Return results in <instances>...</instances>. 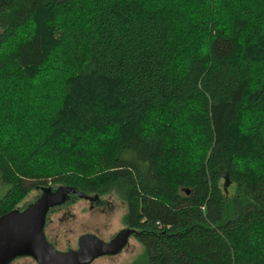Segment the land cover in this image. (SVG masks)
I'll return each mask as SVG.
<instances>
[{"label": "trees", "instance_id": "trees-1", "mask_svg": "<svg viewBox=\"0 0 264 264\" xmlns=\"http://www.w3.org/2000/svg\"><path fill=\"white\" fill-rule=\"evenodd\" d=\"M0 180L118 194L127 264H264V0H0Z\"/></svg>", "mask_w": 264, "mask_h": 264}, {"label": "water", "instance_id": "water-1", "mask_svg": "<svg viewBox=\"0 0 264 264\" xmlns=\"http://www.w3.org/2000/svg\"><path fill=\"white\" fill-rule=\"evenodd\" d=\"M222 178V188L226 193L229 185L228 174L224 172ZM38 189L41 194L25 209H12L0 216V264H8L18 256L29 254L37 264H89L102 255L105 250L104 243L93 234L80 237L76 251L59 252L47 242L43 232L47 212L63 202L67 195L76 194L78 198L96 202L98 194H86L68 186H40ZM185 192L188 194V190ZM130 231L133 233L131 229L127 230L126 236ZM126 238H123L122 245Z\"/></svg>", "mask_w": 264, "mask_h": 264}, {"label": "rangeland", "instance_id": "rangeland-1", "mask_svg": "<svg viewBox=\"0 0 264 264\" xmlns=\"http://www.w3.org/2000/svg\"><path fill=\"white\" fill-rule=\"evenodd\" d=\"M223 178L220 184L223 185ZM4 185L0 180V196L4 193ZM40 190V189H39ZM32 189L17 206L21 209L27 203H33L41 191ZM234 185L229 180L226 196L231 198L235 194ZM73 198L67 205L55 209L49 213L44 228L46 238L53 243L56 250L64 252L67 248L74 249L78 237L84 233L93 234L106 241L112 234L123 227L122 215L125 211V204L118 194L112 192L101 197L102 204L89 208V201ZM142 246L133 238H129L127 245L118 253L106 256H99L89 264H127L132 261L140 252ZM9 264H36L33 259L27 256H20L13 259Z\"/></svg>", "mask_w": 264, "mask_h": 264}, {"label": "flooded vegetation", "instance_id": "flooded-vegetation-1", "mask_svg": "<svg viewBox=\"0 0 264 264\" xmlns=\"http://www.w3.org/2000/svg\"><path fill=\"white\" fill-rule=\"evenodd\" d=\"M36 189H38V188H36ZM39 192H40V190H39ZM75 197L76 196H74V195H72L71 197H70V195H67L64 198L63 202H61L59 205L54 206V207H52V208L49 209V211L47 212V215H46L45 224H44V227H43V232H44V228H45V225H46V222H47V217H48L49 213L53 212L57 208H60V207H63L65 205H67ZM101 197L102 196H99L98 195V199L96 200V202H90L89 201V208L92 209L94 207V205H96V206L101 205L103 203L102 200H101ZM35 200H36V198H35ZM30 204L31 203H27L21 209H18V208H15V209H17L18 211H21V210L25 209L27 206H29ZM125 229L130 230L129 228H126L125 226H123L121 229L117 230L114 234H112L106 241H103V243H104V246L103 247H104L105 250L103 251V254L100 255V256H106V255L118 253L119 251H121L127 245L129 238H131L133 236H132V232L131 231H130L129 235L126 236L127 235V230H125ZM84 235H92V234L91 233L90 234L89 233L88 234L84 233V234L80 235L78 237L77 241H76V247L74 249L67 248L64 252H68L70 250L76 251L78 249V247H79L78 246L79 238L82 237V236H84ZM44 236H45V239L47 240V242L50 243L55 248L54 244L51 243V242H49L48 239L46 238L45 232H44ZM125 237H127L126 238V242H125V244L122 245V240ZM109 243H111V244L110 245H107ZM110 251H112L114 253H110ZM22 256L30 257L37 264V261L32 257L31 254H29V255H22ZM18 257H20V256H18Z\"/></svg>", "mask_w": 264, "mask_h": 264}]
</instances>
